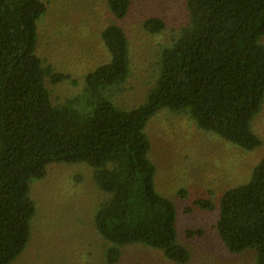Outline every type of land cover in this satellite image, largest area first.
Listing matches in <instances>:
<instances>
[{
  "label": "trees",
  "instance_id": "1",
  "mask_svg": "<svg viewBox=\"0 0 264 264\" xmlns=\"http://www.w3.org/2000/svg\"><path fill=\"white\" fill-rule=\"evenodd\" d=\"M106 5L121 20L131 1ZM185 9L186 22L160 51L154 86L130 109L103 98L105 87L127 78L129 66L123 29L105 27L109 60L86 75L80 110L72 101L53 103L45 87L36 54L41 0H0V264L25 249L35 214L29 186L51 163L87 164L94 185L108 195L93 215L107 263L131 244L159 250L169 262L189 261L176 241L174 206L153 187L145 126L166 108L242 150L261 145L251 120L264 99V0H186ZM164 27L160 18L143 23L150 34ZM64 78L52 74L51 82ZM215 228L228 252L253 250V264H264V157L245 183L220 197Z\"/></svg>",
  "mask_w": 264,
  "mask_h": 264
},
{
  "label": "rangeland",
  "instance_id": "2",
  "mask_svg": "<svg viewBox=\"0 0 264 264\" xmlns=\"http://www.w3.org/2000/svg\"><path fill=\"white\" fill-rule=\"evenodd\" d=\"M130 1L127 15L117 20L106 0H41L44 11L36 22V54L53 103L72 101L76 109L85 108L86 75L109 60L101 33L110 24L119 25L127 37L129 66L127 78L105 87L103 98L119 109L144 102L154 86L160 51L186 22V0ZM151 18L164 22L161 32L143 30ZM52 74L65 78L53 83ZM251 129L261 145L245 151L199 129L184 113L163 108L147 121L153 187L174 206L176 241L190 254L185 264L254 262L253 250L228 252L215 228L220 197L245 183L264 157V99ZM29 196L35 206L29 240L11 264H109L107 243L93 226L94 212L108 195L94 185L91 167L51 163L43 178L30 183ZM200 200L210 207L200 206ZM114 264L177 263L167 261L159 250L131 244L121 248Z\"/></svg>",
  "mask_w": 264,
  "mask_h": 264
}]
</instances>
